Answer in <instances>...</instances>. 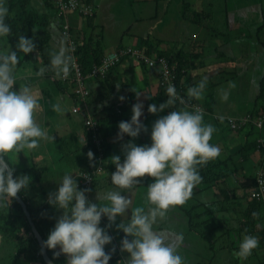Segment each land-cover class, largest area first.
Wrapping results in <instances>:
<instances>
[{
  "label": "clouds",
  "instance_id": "9594fccd",
  "mask_svg": "<svg viewBox=\"0 0 264 264\" xmlns=\"http://www.w3.org/2000/svg\"><path fill=\"white\" fill-rule=\"evenodd\" d=\"M53 3L55 7L53 8L55 13L53 23L57 21L56 15L60 14L68 27V35L65 32H62V36L58 33L60 39L65 42L69 38L73 39L70 34V27L72 26L70 17L85 18L88 15L95 17L98 6L92 1L78 0L80 7L64 12L57 0H53ZM8 14L9 9L6 6V0H0V209L8 208L12 198L26 189L30 182L28 175L14 176V169L11 167L14 162H10V159L16 157L18 152H24L25 149L29 151L37 149L41 141L50 139L46 128L37 120V113L41 110L39 94L27 82L14 87L18 85V80L27 79V77H20L16 73L20 59L18 52H22L24 55L31 53L36 48V43L33 38L22 35L18 38L14 50L4 46L8 34L12 31L10 24L6 22ZM50 45L52 46L51 42ZM128 48L142 49L148 57L158 56L156 53L148 54L144 47L136 44L126 47L123 45L115 46V49L104 52L103 57L118 52L120 49L126 50ZM76 49L75 55L77 57ZM72 52H74V47L69 48V44L68 47L65 45L56 46L50 53V63L48 65L42 63L40 67H37L38 70L34 74L38 77H53L54 82L60 84L61 87L58 86L64 89L67 97L74 100L70 107L71 113L80 114L85 111L86 114L88 113L86 118L89 116L97 123L92 113L88 112L89 103L86 101V97L90 95V89L83 102L75 94V84L72 77L75 62ZM125 54L128 56L126 55L124 59L130 58L135 65H142L144 62L148 68H155L158 72V87L165 86L159 82L160 72L159 67L156 68L157 64L150 67L143 59H138L129 52ZM119 56L115 63L120 64L124 60L120 59ZM170 64L175 72V66ZM92 68L89 73H83L86 75L87 89L91 78L98 77L90 75ZM49 71L52 73L46 76L45 74ZM184 75L181 80H177L175 73L176 85L165 86L168 98L164 103L159 106L148 105L150 113H157L170 106L173 108L152 123L151 143L137 145L129 141L123 145V162H121L119 155L111 157V163L115 165V171L110 175L112 187L97 191L98 202L93 203L90 198L91 189L94 186V171L91 173L87 170L80 171L78 182L73 177V172H65L60 178L59 187L54 193H50L48 202L54 207L62 209L63 212L56 220L47 239L43 241L45 249H57L59 246V250L53 253L54 256H59L61 253L66 254V264H108L111 252L105 251V245L112 241V236L106 231L107 226L101 227L100 222L102 216L107 217L110 223L116 221L119 216L122 219L116 227L126 234L120 242V248L121 251H126L129 254L128 258L121 264H187L185 257L180 253L185 240L184 233L172 227L161 228L159 225L166 220L171 208L184 205L192 197L194 187L202 181L200 167L219 157L221 149L219 146L210 143L216 128L214 125L205 122L202 106L196 102H189L180 96L179 91L185 80ZM68 76L67 81L60 78H67ZM206 84L207 77H204L196 86L188 88V96L201 99ZM177 86L178 88H176ZM230 87L234 88L235 84H230ZM137 95L139 96V92ZM228 95L229 93L224 91L222 99L227 100ZM120 99L123 100L124 97L121 96ZM177 102L181 105L186 103L188 108L194 109L191 111L186 107L176 109L173 106ZM74 107L79 108L74 111ZM52 109L57 113H63L65 110L59 102L53 104ZM142 110V102L135 103L132 106L133 114L130 120L119 122L118 135L121 138L124 134L129 137H137L141 131H147V127L139 119L142 116ZM251 115L253 116L251 117ZM244 116L249 117L250 121L237 127H231V119L239 123ZM253 117L257 118L254 113L250 114V112L236 117L230 115L221 117L225 119L224 123L232 130H240L250 125L257 133L254 140L255 148L262 156L259 163L257 162L253 187L249 190L248 197L250 199L252 198L250 192L257 184V171L260 169L264 158V113L262 112L258 116L263 118L262 129L255 126L252 122ZM91 134L90 129L88 130L90 141H92ZM87 155L91 158L93 153L89 151ZM83 172L92 175L89 186L84 184ZM145 174L153 178L152 182L147 185L145 204L135 207L131 211L130 217H126L132 199L122 195V191L126 190L131 194L135 186L140 185L137 178L144 177ZM262 200L264 201V199ZM253 215L258 216L259 214L254 213ZM128 236L131 239H128ZM259 243L257 236L245 234L239 242L235 256L241 261L246 260L252 255L253 250L258 248Z\"/></svg>",
  "mask_w": 264,
  "mask_h": 264
},
{
  "label": "crops",
  "instance_id": "0c3cea01",
  "mask_svg": "<svg viewBox=\"0 0 264 264\" xmlns=\"http://www.w3.org/2000/svg\"><path fill=\"white\" fill-rule=\"evenodd\" d=\"M88 1H92L98 5L94 24L96 25L103 22L97 21L96 17L100 11H104L107 0ZM140 1L139 9L136 10L135 14L131 17V27L127 26L126 28L121 29L123 33L125 30H131V32L133 30L135 33L141 32L140 34H143V30H147L148 26L150 25L149 20L154 18V16L157 15L156 11L163 6L167 9H179L175 4L172 6L168 4L162 5L161 2L164 0ZM223 1L227 4L226 0ZM226 7V12L213 19L215 24L210 23V27L207 29H195V32H197V37L190 38L192 41L197 43L200 48L199 52L192 54V60L190 59V62H193V60L197 61L196 67L198 68H196V71L203 69V61L206 65H220L222 67V72L219 75L214 76L222 78H224L223 74L225 73L226 69L234 67L233 65L236 67L234 73L238 71L239 74H242L243 71L248 67H250L251 70L253 69L252 66L254 65L256 59H254V62L252 59H246L247 57L244 58L243 61L238 60V57L243 55L240 45L248 46L250 49L253 48L255 51L264 49V0H240V5L237 9L233 8V6L229 7L228 4ZM207 8L209 9V7ZM124 9L122 10L123 14ZM122 11L120 9V13H122ZM162 21H164L163 16L160 17V22ZM70 22L72 26L75 25L77 30L85 29V18L83 17L79 18L77 16H71ZM182 22L184 23V20ZM54 26L55 24L53 23L51 26L50 38H53L52 40L57 47H60L61 43H64L65 45L66 42L63 39L57 41L59 34ZM128 27L130 28L128 29ZM127 32L128 31H125L123 34L125 41L128 39ZM119 43L120 42H118V44ZM134 43L135 45L138 44L136 40ZM118 44H114L113 46H117ZM121 44L124 43L121 42ZM233 44H237V46L234 47ZM215 48L220 49L223 52V56H220V54L218 57ZM104 52H107V50ZM195 54L199 55L196 56ZM215 58L217 59L214 60ZM127 60L128 59L123 60L119 66L116 67V69H118L117 75L119 77V81L122 84H125H123L124 86L118 85L113 88V90L110 92L111 96L109 97V100L111 102L109 104H113V111L118 113L120 110L122 114L126 116H132V106L137 102H142L143 110L140 119L145 114H148V116L143 123L147 127V131H141L137 137H129L127 134H124L121 138L118 133L113 137L112 156L119 155L121 160L124 157L123 145L129 141L137 145L150 144L151 125L155 121L156 117H162L169 111L173 110V108L170 106L163 109L164 111L162 110L157 113H150L148 111V102H151V104H155L157 106L163 103L159 97L156 96V91L158 89V72L155 68H148L145 66V69H143L141 64L135 65L133 62L130 64ZM244 63H246V65H244ZM127 67H131V72L137 69L135 73L137 75V81H135L136 84L133 87L130 86V80L128 81L129 83L125 81L126 78L124 77V72L125 74H128L126 71ZM185 68V82L187 81L190 84L189 87L196 86L199 82L192 75V73H194V69L192 66L190 68ZM34 69L35 71L38 70V68ZM204 69L209 68L204 67ZM29 73L31 74H28L26 81L27 83L31 84L33 89L41 97V110L37 113V120L42 124L43 127L46 128L50 139L41 141L40 146L37 149L31 151L25 149L24 152H18L16 157L10 159V162H14L11 165L14 169L15 176L28 175L30 174V169L35 167L36 172L34 174L28 175L30 177V182L24 191L34 207L38 208L39 206L46 205L48 208V206H50L51 211L53 212L56 207L49 204V195L50 193H54L57 190L59 187L58 181L63 176V174L65 172H73L72 175L78 182L80 180V171L88 168L87 165L89 156L87 154L89 150L86 143L88 142L89 138L88 134H86L84 126L81 125V115L73 114L70 111V107L74 103V100L71 97L64 98L62 96L65 94L64 89L60 88L58 85L57 88L54 89L51 84L47 83V81L41 80V77H38L35 74L34 76L37 81L31 82L33 80V70H31ZM22 74L23 72L21 75ZM17 75L21 77L19 73ZM206 76L209 77V75ZM263 76L264 72L260 77L243 79V86L245 85L246 89L249 90V97H242L244 98V102L242 103L231 102V100H229L232 104L230 113H226L225 110L221 111L216 109L214 106L213 111L215 114H219L220 116L230 115L236 117L252 112V110L254 111L255 109L264 113V98L258 99L257 102L255 100L256 95L260 92L259 86ZM31 78L32 80H30ZM195 80L196 83H193ZM209 80L214 81L211 83H214L215 86L205 88L204 90L202 101L207 104H209V101H215V89L222 83L221 79H207V81ZM26 81L20 79L17 82L18 85L14 87H18L19 85L26 83ZM36 83H38V85ZM91 85L92 81L89 82V86ZM137 92H139V96L137 95ZM121 96L124 97L123 100L120 99ZM127 100H129V102ZM157 100H159L161 103H156L155 101ZM103 101L104 99L101 101V103ZM58 102L62 107L64 106L63 108L65 110L63 113H57L52 109V105ZM62 103L65 104L62 105ZM251 104L253 105V108L250 107ZM118 108L120 109L118 110ZM116 124L117 123H114V128L116 127ZM211 124L215 126L216 132L213 134L210 143L219 146L221 153L219 157L211 160L213 163H215V165L210 167V173L212 175H218V178L212 183H201L198 186H195L191 200H188L184 205H178L175 206V208H172L173 222L172 225L169 223L168 227L175 228V230L182 231L184 233L185 240L182 247L185 249L183 256L185 257L187 264H198L197 261L199 258L194 259L196 256H201L200 262L211 261L213 264H221L219 260L220 257L225 261L228 260L229 264H238L236 257H233L232 255L233 253L225 255V246L223 247L220 244L213 247L212 250L209 248L208 242L213 240L212 235H214L212 231H208L205 235L198 237V234L195 233V230H199L200 226H203L200 225L202 219L209 220L210 215L214 219L227 217L230 223L235 224L238 221V217L241 216L239 215L240 211L249 210V204L251 203V200L247 196V193L248 190L253 187L252 185L254 183L255 169L257 162L259 163L262 155L259 151H256V148H254L252 145L257 133L250 125L245 126L240 130H232L226 124L214 122H211ZM245 144L246 146L249 145V150L243 157L241 150L242 146ZM24 170H29V172L25 174ZM228 170H233V173L228 174L225 177H221L224 175V172ZM104 173L105 175H103V177L110 175L109 172L104 171ZM148 177L149 176L145 174L144 177H139L137 179L143 180L147 179ZM110 187H112L111 180H98L91 189V201L93 203L98 202L97 191ZM144 187L135 186L133 191H138ZM123 194L126 196L130 193L126 192L125 190L122 191V195ZM135 200L137 199L133 198L132 203ZM207 205L211 206L212 209L210 210L213 212L212 214L208 215L207 218H205V215L202 217L193 216V214L198 211L195 208H198L201 212L206 208L205 206ZM131 211L133 210L130 207L127 213L131 215ZM190 212H192V215ZM192 217L193 224L190 223ZM49 220H53V217L51 216ZM190 224L193 225V229L190 228ZM232 224H228V226H231ZM50 225H55V223H51ZM48 228L50 229V227ZM208 228L209 227L207 226V229ZM224 229L225 226H222L219 232L222 233V230L224 231ZM228 231V236L230 235L231 237L236 238L237 234L233 229L230 228ZM196 248H198L200 251H198ZM254 250V252H261V250L263 251L262 248H256ZM190 251H193V254L191 255L192 262L190 261L191 259H187ZM238 261H240L239 264H254V262L248 258L244 261ZM247 261L248 263H246Z\"/></svg>",
  "mask_w": 264,
  "mask_h": 264
},
{
  "label": "trees",
  "instance_id": "16d2710c",
  "mask_svg": "<svg viewBox=\"0 0 264 264\" xmlns=\"http://www.w3.org/2000/svg\"><path fill=\"white\" fill-rule=\"evenodd\" d=\"M40 1V2H39ZM6 0V6L9 9L8 17L6 18V22L10 24L12 31L8 34L7 40L9 42V47L11 49H15L16 44L18 43V38L20 36H26L33 38L36 43V48L28 54H23L22 52H18V56L20 57V61H27L31 65L34 64V67L37 69V67H40L43 63L44 65H48L50 63V53L53 51L52 47L48 42L50 41V31L51 26L53 25V18H54V3L53 0ZM182 4L181 10L183 14V20L186 19L185 13H187V9L189 8L190 1L189 0H179ZM196 1V0H195ZM38 4L41 10L35 5ZM226 3L223 0L218 1L217 3L214 2V0H209L207 2H202V5L200 8H196L195 5L193 7V13H200L202 12L201 17L196 18V22L188 15V20H184V22H188L189 20L191 22H194V24L197 26L198 29L201 28H208L211 24H215L214 20L217 16L221 15L222 13L226 12ZM209 7V9L207 8ZM212 7L214 9H212ZM211 8V9H210ZM197 12H196V11ZM199 11V12H198ZM57 21L55 24V28L58 31V33L62 36V32H64V24L65 19L62 17V15H56ZM85 29H79L77 30L74 26L70 27V34L73 38V42H75L77 45L76 54L78 63L80 65L81 71L84 74H87L90 72L91 68L94 65H99L100 61L104 55V50L102 49L99 41V35L96 33L102 30H100L99 27L101 25L94 24V15H88L85 16ZM130 27H128L129 29ZM219 29V28H218ZM195 32V31H194ZM96 34L98 38H96L94 35ZM83 36L85 38H83ZM68 41V40H67ZM67 41L65 45L68 47ZM93 41V42H92ZM153 41L149 35H143L140 34L138 37V46H142L145 48L146 52L148 54L150 53H156L158 56H164L166 57L170 63H172L175 67V73L177 80L183 77L184 73L186 72L185 67H191L190 59L193 56L192 52L190 51H184V48L179 47L176 52H173L174 55H170L171 50L168 49V51H164L161 48L155 47V44H152ZM125 46V44H118L117 46ZM226 45V44H225ZM126 47V46H125ZM171 49V47H169ZM183 49V50H182ZM36 50V51H35ZM216 54L220 56H223V52L220 49L215 48ZM127 54L120 55V59H124V57ZM196 56L199 54H195ZM128 56V55H127ZM174 56V57H173ZM126 59V58H125ZM124 59V60H125ZM130 64H132L131 59L129 58L127 60ZM39 65V66H37ZM119 66V63H114L111 68L108 70L107 75L104 78H101L100 76L91 78L92 85H88V90L91 89L90 95L86 97V101L89 103V110L88 112L92 113V116L96 119L99 127L98 134L101 137V149L103 154V161L101 163V168L99 171L96 170L98 165L97 156L99 154L98 147L95 143L88 140L86 143L88 150L93 153V156L89 158L88 165L85 170L88 172L94 171L93 173V185L98 180H106L105 172H109L110 175L112 172L115 171V165L111 163V157H112V140L113 137L119 133L118 124L121 121H128L130 120L131 116H126L121 113L118 108V113L113 111L114 106L113 104H109L111 101L109 100L110 92L118 85L123 86V84L119 81V77L117 75L116 67ZM142 67L145 69V64L142 62ZM52 73V71L47 72L45 75L48 76V74ZM216 77V76H215ZM187 82V81H186ZM185 80L183 81V85L181 90L177 89L180 93V96L184 97L189 102H196L202 106L204 109V120L206 123L214 122L219 124H225V119L221 118L219 114H215L213 111L214 103L215 101H209V104L205 103L201 99H195L192 97H189L187 94V90L189 88V83H186ZM214 82L212 80L207 81L206 87H214ZM195 83V82H194ZM73 84V82H71ZM61 87L60 84H57ZM191 87V86H190ZM194 87V86H193ZM260 92L256 95L255 100L257 102L258 99L264 98V76L261 79L260 82ZM178 88V86L176 87ZM165 86L158 87L156 91V96L159 97L161 102H165L167 100V92H166ZM186 91V92H185ZM132 95V94H131ZM104 99V101L101 103V101ZM129 102V100H127ZM255 102V103H256ZM127 103V102H126ZM151 102H148V105H150ZM102 107V108H101ZM176 109L186 107L189 111L193 110L194 108H188L186 103L181 105L179 102H177L176 105L173 106ZM219 107H216L218 109ZM164 111V110H163ZM259 111L255 109L252 110V114H257ZM88 114V113H87ZM86 112L83 111L80 113L81 117V125L84 126L86 130V134H88V130L90 128L85 124V118L87 116ZM148 114L143 115V117L140 119L142 123L146 120ZM160 117H156L158 119ZM155 119V120H156ZM213 120V121H212ZM114 123L116 124V127L114 128ZM252 145L255 146V141L252 143ZM249 145L242 146L241 154L244 157L247 151L249 150ZM124 159V157H123ZM123 159L121 162H123ZM227 162V161H226ZM225 162V163H226ZM215 165L212 161H209L206 165L200 167V175L202 176L201 183H212L217 178L218 175H212L210 173V167ZM12 167V165H11ZM13 169V168H12ZM35 167H32L29 170H24V173L27 174L28 172L31 174H34ZM33 171V172H32ZM233 173V170H228L224 172V175L221 177H225L228 174ZM14 174V172H13ZM110 175H108V180H110ZM15 176V175H14ZM38 176V174H37ZM150 179V180H149ZM152 177H148L147 179H138L140 181L141 187H147L148 184L152 182ZM200 183V184H201ZM198 186V185H197ZM94 187V186H92ZM196 190V189H195ZM26 203L27 209L30 212V216L39 231V233L42 235L44 241L47 239V236L51 230L50 224L54 223L53 220H49L50 211L46 210V205L39 206L38 208L34 207L28 197L26 196V193L24 190L18 193ZM249 194V190L247 193V196ZM192 197L189 199L191 200ZM251 203L249 204V210H242L240 211L241 216L238 217V221L235 224H232L229 222L227 217L224 218H217L214 219L211 217L210 214L213 212L210 210L212 209L211 206L207 205L206 208L203 209V211H199L198 208H195L198 210L193 214V216H200L202 217L205 215V218L209 216V220L202 219L200 222V225H203V227H209L208 231H212L214 233L213 240H210L208 242L209 248L212 250L213 247L217 245L225 246V255H228L229 253H233V257L235 256V252L238 250V245L241 239L245 234H251L255 235L259 239V246L258 248H262L263 251L261 252L257 251L252 253L251 256L248 257L249 260H252L254 264H264V201L262 199H257L252 197ZM135 202V201H134ZM133 202V203H134ZM96 203V202H95ZM137 206H141V204L137 203ZM136 206V205H135ZM136 206V207H137ZM175 208V207H173ZM172 208L169 210V213L172 212ZM254 213H258V216H254ZM192 215V212H190ZM126 217H130V214H128ZM19 219V220H18ZM18 221L20 224H18ZM51 222V223H50ZM121 220L116 219V222H109L107 220V217L102 216L100 226L106 227V231L109 235L112 236V241L109 244L105 245V251L111 252V258L108 262V264H121V262L125 261V258L127 257L124 255V252L121 251L120 245L118 243V238L122 240V238L125 237V233L117 228L114 227L116 224H119ZM184 223V221H183ZM193 224V217L190 222ZM115 224V225H114ZM190 224V228L193 229V225ZM228 224H232L231 226H228ZM110 225V226H109ZM225 226L224 231L222 230V233H220L221 227ZM50 227V229L48 228ZM168 227L164 225V228ZM233 229L234 232L237 234L236 238L228 236L227 233L229 232V229ZM116 229H119V233L117 234L115 232ZM175 229V228H174ZM122 232V234H121ZM195 233L198 234V237H201L205 235L203 232L199 230H195ZM121 234V235H120ZM0 235L2 237L1 243H0V264H47L45 263L41 251H40V245L39 242L34 234V232L31 230L30 223L27 220L26 215L24 214V211L21 207V205L17 202L15 198H12L11 203L8 205V208L5 207L4 209H0ZM185 236V235H184ZM10 238H13L11 242H13V246L10 248L11 250L7 252L8 249H5V244L10 242ZM198 251H200L198 248H196ZM59 250V246L57 249H48L46 248L47 254L50 256V258L53 260L55 264H66V254L61 253L59 256H54L53 253ZM195 250V249H194ZM215 253V252H212ZM219 260L221 264H229L228 260H223L219 257ZM240 260L238 257H236V261L238 264L240 263ZM198 264L206 263V264H213L211 261L208 262H200V260L197 261Z\"/></svg>",
  "mask_w": 264,
  "mask_h": 264
},
{
  "label": "rangeland",
  "instance_id": "374dc122",
  "mask_svg": "<svg viewBox=\"0 0 264 264\" xmlns=\"http://www.w3.org/2000/svg\"><path fill=\"white\" fill-rule=\"evenodd\" d=\"M189 1H190V5H191V6H189V8H191V9H187V13H185L186 19H184V20L187 21L188 15H189L196 22V18L201 17L203 14H202V12L194 14L193 13V7L195 5L196 8H200L203 0H196V1L195 0H189ZM207 1H209V0H204V2H207ZM218 1H220V0H214L215 3H217ZM33 2H34V0H33ZM110 2H114V3H110ZM140 2H141L140 0H131V1L130 0H107L105 7H104V11H100L98 16L96 17L97 21H100V22L103 21L101 23H98V25H101L98 30H100L101 28H103V29L100 30L99 32H97L96 34L99 35L100 45L102 46V49L104 51L105 50L111 51L112 49H115V46H113V45L118 44V42H122L124 44L127 43L130 45H135L134 41L138 40V37H139L141 32L135 33V32H133V30H132V32H131V30H125V31H128L127 32L128 39L126 38L127 41H125V38L123 36L125 31L123 33V31L121 29H124L127 26L131 27V25H130V24H132L131 23V17L135 14L136 10L139 9ZM226 2H227L229 7L233 6V8H235V9H237L238 6L240 5V0H238V1L237 0H226ZM161 4L162 5L168 4L171 6L173 4H175L176 6H178L177 8H179V9L174 10V8L167 9L164 6L161 7L159 10L156 11L157 15H155L154 18L149 20L150 25L148 26L147 30L146 29L143 30V34L150 36V38L153 40L151 42H152V44H155L154 45L155 47L157 46V48L159 47L162 50L167 51V52H169L168 49L171 50L172 53L169 52L171 56L174 55L173 52H176L179 47L184 48V51H190L192 53L199 52L200 48L197 45V43H195L194 41H192L190 39V38H196L197 37V32H194V31H195V29L198 28V24L196 26L194 24V22H191L190 20L188 22H184V23L182 22L183 21V19H182L183 14H182V10H181V6H182L181 2L179 0H164L161 2ZM35 5L40 10L39 5L38 4H35ZM120 9H121V11L124 9V14H123V11H122V13H120ZM212 9H214V8L212 7ZM162 16H163L164 21L160 22V17H162ZM211 26H213V25H211ZM96 34H94V35H96ZM97 35L95 36L96 38H98ZM83 38H85V37L83 36ZM52 39L50 42H51L53 48H55L56 44L54 43V41ZM6 40H7V38H6ZM59 40H60V37L58 36L57 41H59ZM50 42H48V44H50ZM8 43H9L8 40L5 41L4 46L9 47ZM127 44H125V46H128ZM61 45H64V43H61L60 46ZM233 46L236 47L237 44H233ZM169 47H171V49ZM240 47L242 48L243 55L241 57H238V60L243 61L244 58L247 57L246 59H248V60L252 59L254 62V59H256L254 65L252 66L253 69L251 70L250 67H248L243 71L242 74H239L238 71L236 73H234L236 70V67H235V65H233L234 67L226 69L225 73L223 74L224 78L217 77V76L215 77L214 75H219L222 72V69H221L222 67L220 65H216V66L214 64H207L206 65V64H204V61H203V66H202L203 69H199V71H196V68H198V67H196L197 61L193 60V62H191V66L194 69V73H192V75L194 78H196V80H198V82H200L202 80V78L207 77L206 75H209V77H207V79L213 78V80H215V79H221L222 80V83L219 86H217L215 89V103H214L215 105L214 106L219 107L218 109L221 111L225 110L226 113H230V109L232 107L231 102L242 103V102H244V98L249 97V90L246 89L245 85L243 86V82H242L243 79L252 78V77H254V78L260 77L261 74L264 72V49H259L258 51H255L253 48L250 49V47L245 46V45L244 46L240 45ZM53 48H52V50H53ZM247 50H249V51H247ZM216 59L217 58H215L214 60H216ZM244 65H246V63H244ZM249 65H250V63H249ZM37 66H39V65H37ZM141 67H142V65H141ZM158 67L159 66L156 65L157 69H158ZM204 67H208L209 69H204ZM34 68H35L34 64L31 65L27 61H20L19 60V63H18L17 68H16V73L17 74L19 73V75H21V73L23 72L21 77H27L28 74L29 75L31 74L29 72L31 70H33V73H32L33 80H32V78L30 80H32L31 82L37 81L35 79V76H34V73L36 72ZM126 71L128 74H125V72H124V77L126 78L125 81L128 82L130 80L129 81L130 86L133 87L136 84L135 81H137V79H136L137 75L135 74L137 69H135L133 72H131L132 71L131 67H127ZM25 74H27V75H25ZM23 80L26 81L27 79L26 80L23 79ZM41 80L47 81V83L51 84L54 89L57 88V84L54 82L53 77H41ZM196 80L193 81V83L194 82L196 83ZM232 83L235 84L234 88L230 87V84H232ZM36 84L38 85V83H36ZM123 84H125V83H123ZM224 91H227L229 93L227 100L222 99V95H223ZM62 96L64 98H67V94L62 95ZM242 97H244V98H242ZM229 100H231V102ZM155 102L158 104L161 103L159 100H157ZM63 104H65V103H62V105ZM250 107L253 108V105L251 104ZM250 114H252V113L250 112ZM261 114H262V112H258L257 114H255V117H258ZM252 116L253 115H251V117ZM106 179H108V176H106ZM146 191H147V187H144V188L139 189L138 191H133V193L126 195V197H131L132 200H133V198L137 199V200H135L134 204L132 203L130 206L132 210H134V208L138 205L137 204L138 201L141 205L145 204ZM123 195H125V194H123ZM46 210H48V212L50 211V213H51L50 216L53 217V220L55 221L54 223H56V220L59 218L60 215H62V212H63V210L58 209V208H55L52 212L50 206H48V208L46 207ZM171 213L168 212L166 220L164 222H162L159 225V227L164 228V225L167 226V224L169 225V223H170V225H172L173 213L172 214ZM127 215H128V213H126V216ZM117 219L121 220L122 218L118 216ZM115 222L116 221H114L113 223H115ZM18 224H20L19 221H18ZM116 225L114 227H116ZM54 226L55 225H50L51 230L53 229ZM199 230L201 232H203L204 234H206L208 232L207 227H203V226H200ZM119 231H120L119 229L115 230V232L117 234L119 233ZM121 234H122V232H121ZM0 237H1V235H0ZM127 238L131 239L130 236H128ZM12 239L13 238H10V242L5 244V249H8L7 252L10 251L11 250L10 248L14 245L13 242H11ZM120 242H121V239L118 238L119 245H120ZM0 243H1V239H0ZM123 252H124V255L128 258L129 254L126 251H123ZM192 252L193 251H190L188 254L189 256H187V259H191L190 260L191 262H192V256L191 255L193 254ZM180 253L182 255L185 253V249L183 247L180 249ZM197 258H199L198 260H200L201 256H196V258H194V259H197ZM125 260H126V258H125ZM246 263H248V261Z\"/></svg>",
  "mask_w": 264,
  "mask_h": 264
},
{
  "label": "built area",
  "instance_id": "2783aa9c",
  "mask_svg": "<svg viewBox=\"0 0 264 264\" xmlns=\"http://www.w3.org/2000/svg\"><path fill=\"white\" fill-rule=\"evenodd\" d=\"M57 2H59V6L61 10L64 12L80 7L78 4V0H57ZM64 28H65L64 32L68 35L67 24H64ZM68 44H69V48L74 47V52H72V55L74 56V62H75V67L73 68V73H72V77L74 79V84H75L74 91H75L76 96L79 98V100L83 102L85 100V97L88 94V89L86 88V83H85L86 75L82 73L80 65L77 62V57L75 55V49H76L75 42H73V40L69 38ZM126 52L131 53L138 59H143L145 63L150 67L154 66L155 64L159 65V72H160L159 82L161 85H165L167 87L169 84L176 85L175 72H174L173 66L169 63V61L162 56L148 57L145 55L142 49H131V48H128L126 50L120 49L118 52H113L109 55L104 56L102 58L101 64L98 66H94L92 68L90 75L105 77L109 68L118 59L119 54H125ZM60 78L63 81H67L69 76L67 78H63V77H60ZM78 108L79 107H74L73 110L77 111ZM248 121H250L249 117L244 116L243 118L240 119L239 123H236L234 120L231 119L230 125L231 127H237ZM252 122L255 124V126L258 129H262L263 127L262 117H257L253 119ZM85 124L90 127L91 133H92L91 134L92 141L98 147L99 154L97 156L98 165H97L96 170L99 171L101 168L103 157H102V149H101V144H100L101 139L98 135L97 123L95 122V120H93L91 117L88 116L85 119ZM262 160H263L262 165L260 166V169L257 171V175H256L257 184L254 187V189H252L250 192L251 197H255L258 199L259 198L264 199V158ZM82 176H83L85 186H89L92 180V175L87 172H83Z\"/></svg>",
  "mask_w": 264,
  "mask_h": 264
},
{
  "label": "water",
  "instance_id": "95a60500",
  "mask_svg": "<svg viewBox=\"0 0 264 264\" xmlns=\"http://www.w3.org/2000/svg\"><path fill=\"white\" fill-rule=\"evenodd\" d=\"M17 202L21 205L23 211H24V214L26 215L27 217V220L28 222L30 223V226H31V230L34 232L38 242H39V245H40V251H41V254H42V257L44 259V261L47 263V264H55L51 258L47 255V252H46V249H45V246L43 244V237L41 236V234L39 233V231L37 230L31 216H30V212L28 211L27 209V206H26V203L24 202L23 198L17 193V195L14 197Z\"/></svg>",
  "mask_w": 264,
  "mask_h": 264
}]
</instances>
